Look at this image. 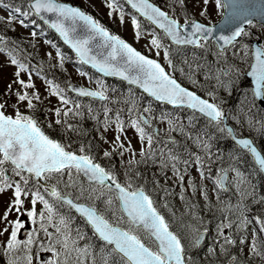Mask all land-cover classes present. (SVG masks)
I'll use <instances>...</instances> for the list:
<instances>
[{"label":"snow or ice","instance_id":"snow-or-ice-1","mask_svg":"<svg viewBox=\"0 0 264 264\" xmlns=\"http://www.w3.org/2000/svg\"><path fill=\"white\" fill-rule=\"evenodd\" d=\"M129 4L145 17L157 24L160 29H163L165 34L171 38L176 44H189L196 45L200 48H205L209 37L214 34L212 27H206L203 23H199L194 19H185L183 24L167 12L161 10L160 7L150 3L149 0H127ZM173 3L184 5L185 0H172ZM209 0H203V4L208 5ZM255 0H215L216 7L228 9L225 22L228 21H239L241 26L235 27V29L229 34L224 35L221 33L216 36L215 39L219 44L220 51L217 56L221 59L224 58L227 52V45H233L238 37L245 35L243 24H251L252 20L249 19V15L259 11L261 15H264V0H259L260 7L258 9L253 8ZM3 4V0H0V5ZM8 7V5H3ZM29 7L31 11H22L20 7L14 8L13 12L9 13L8 22L11 23L17 19V15L28 16L34 12L36 15L41 16L43 14H53L55 19L50 20V27L55 29L64 41L69 44L80 56L81 60L85 63H92L102 72H110L114 75H120L125 79H129L134 84H139L145 91L151 93L158 100H166L171 104L187 105L192 109H198L200 113L206 114L211 120L216 121L219 125L222 123V118L225 113L216 103H210L206 99H202L195 92L182 87L180 83L176 81L165 69L154 59H150L145 55L141 54L131 45L126 43L118 35H113L109 30L104 27L99 21L95 20L91 15L86 14L78 7H73L68 4L59 3L58 0H30ZM112 7L111 4L108 5ZM207 12L205 7L200 12L203 16ZM112 13L110 12L109 15ZM0 17V20H3ZM123 21V16H121ZM22 26H27L23 19L19 20ZM132 23L134 26L139 28V25L135 18ZM190 26V31H185L182 34L181 29ZM83 28L86 30V34L83 36L78 35L77 29ZM32 36L36 33L32 32ZM137 39H139L140 33L137 32ZM100 38L99 47L104 48L106 55H103L102 59H98L96 56L91 55L92 42L96 38ZM222 41V43H220ZM4 37L0 35V44H3ZM151 44L157 49L162 47L160 40L153 36ZM3 47H0V51H3ZM11 55V53H9ZM51 54L49 53V56ZM59 56L60 53L57 52ZM159 55V52H157ZM164 56H169V51L165 49ZM63 58H61V64ZM169 65H172V61L169 59ZM187 63V61H185ZM12 65H17L18 61L15 58L11 59ZM26 65L19 63L18 71L15 73L17 78L20 77L21 71L25 69ZM199 69V65L196 66ZM191 69V65H189ZM183 72V69H180ZM222 71L224 75L228 72L234 71L232 67ZM236 74H239V70H235ZM248 76L254 78V94L257 97L264 96V49L258 47L255 50V61L251 64V71L247 73ZM191 79V77H190ZM219 80V76H217ZM197 81L192 79V83L195 84ZM14 83H19L23 89H31L34 87L31 82V75H29V81L26 83L22 79H17ZM52 84V81H48ZM54 95H60V99L64 104L69 101L57 90L54 86ZM83 96L100 97L101 99H107L103 91H89L85 88L74 89ZM7 92H12V84L7 86ZM15 95L20 102H27V107L33 109V99L39 100L40 96L35 92L29 94L27 91L21 92L16 91ZM209 95H212L209 93ZM6 107L5 102H0V193L5 189H11L15 186L14 199L9 204L8 209L5 211L3 219L7 220L10 211L15 210L17 213L22 212V205L24 200L21 198L22 194L28 196L27 186L29 184V178H25L22 173L27 171L28 173L34 174L35 177H43L45 180L55 178L56 184L52 185L51 189H45L50 191L53 197L58 200L66 202L69 206L75 208L78 212L86 218V220L93 226L95 232L99 237L106 242L107 245H113L111 254L119 256V260L104 258L103 264H185L184 253L186 251L185 246L181 243V238L170 230V224L166 221L165 217L161 215L155 206L154 200L150 195L146 194L143 187L132 188L131 182L127 185H121L115 183L116 195L115 198L109 197L105 202L107 205L106 211L111 212L112 219L106 218L105 214L100 213L94 206H85L83 204L73 203L72 199H68L69 194H62L57 191V185L62 183V177L64 171L67 170L69 180L72 178V170L75 169L76 174L83 173L88 177L89 181H95L99 185L108 188L112 191V185L105 184V181L111 179L113 182L116 181V176L111 171H106L99 163H94L93 158L89 155H78L75 152L66 150V145L61 142L51 139L48 135L42 131L38 125V121L33 116L23 115L19 111H16L15 117L6 115L3 109ZM15 107V105H13ZM77 108L80 105H76ZM131 111V109H130ZM144 112H150V108H144ZM56 115L60 116L61 110L57 108L55 110ZM72 112V109H68L63 113L65 117ZM108 109H105L107 116ZM76 112L75 115H79ZM162 119H166L162 117ZM62 121L57 120L56 123L60 124ZM66 124L67 129L75 131L73 125ZM170 129L172 121H168ZM105 130L108 129L109 122L105 119ZM150 124V118L144 116H138L136 119L130 121L131 127L138 134L139 139L147 141V151L141 150V157H152L155 154L152 151V144L154 140L153 134L146 131V127ZM51 127V125H49ZM124 123L117 119L116 122V135H115V147L127 150L124 143L120 140V134L124 133ZM183 131V129H179ZM219 131L223 132V128H219ZM228 133H232V129H228ZM197 142L203 144L205 150L208 149L209 145L197 137ZM237 143L247 151L254 155L260 170L264 171V155L253 146V142L250 139H239ZM130 146V142H129ZM80 152H84V148L80 149ZM113 153L110 151H104L105 157H110ZM123 155V152H120ZM164 155L163 153L161 154ZM179 157L173 152L169 151L166 158L161 160V167L167 168L171 164L173 174L178 177L179 181L184 180V176L180 173L177 168V162ZM10 161L12 167V173L15 176L20 177L19 181H12L10 177L5 174L4 164ZM195 162L201 164L203 162L202 157L195 156ZM132 163V161H129ZM187 164L188 161L183 162ZM236 173V180L241 181L242 173L238 169H223V175L217 176L214 180L215 185L219 189L225 188V181L228 179V171ZM53 174H56L54 177ZM203 176V173H200ZM158 184V181L156 182ZM189 184L195 191V184L190 180ZM72 184H65V187H71ZM95 191V189H93ZM81 194L83 190L81 189ZM103 193H101L102 195ZM91 198V197H89ZM99 197H97L98 199ZM205 200L208 199L207 192L204 193ZM79 199V197H77ZM181 199L183 195L181 194ZM264 200V197L261 198ZM37 200L41 201L44 205L48 215L46 217L48 222L53 220V208L49 204L48 200L36 191L32 193L31 204L32 208L27 211V215L30 218H35L37 212L35 205ZM118 201L120 204V210L126 213L127 219L123 215H117V210L113 208L114 203ZM167 207L165 203L163 205ZM39 217L41 221L45 220V213L40 212ZM259 219V218H258ZM247 218L241 220V224L237 225L240 227L243 225L246 227ZM13 223V227L10 233V237L4 247L5 255L9 256L8 264H32L30 245L33 244L32 236H29L27 241H20L17 233L20 228L23 227V223L17 219ZM59 224L63 227L56 226V239L53 244L50 245L49 250L53 251L57 257L63 255V264H70L69 257L72 251L80 252V249L75 247V240L72 238L71 229L69 227V221L63 217H59ZM261 230L264 231V220H260ZM233 222L223 223L218 225V235L223 236V229L232 227ZM40 229H43L44 233L48 237H52L53 233L48 232L44 223L39 225ZM189 230L191 236V247H197L200 240L199 229L194 228L192 225H184ZM5 228L3 231H7ZM204 231H207L205 228ZM0 234H3L0 232ZM154 238V239H153ZM150 242V243H149ZM236 241L230 237L225 238L226 244H234ZM242 242V241H241ZM70 243L72 247L70 248ZM56 245L60 246L58 250ZM155 245V248L153 247ZM223 252H227V249L221 245ZM86 252V249L84 250ZM214 249H209V252H213ZM251 251L255 255H262L261 251L257 250L255 242L252 245ZM232 261L239 264L236 257H232ZM48 264H61L58 260L49 261ZM71 264H82L79 257L76 261H72ZM188 264H192L191 258L188 260Z\"/></svg>","mask_w":264,"mask_h":264},{"label":"trees","instance_id":"trees-1","mask_svg":"<svg viewBox=\"0 0 264 264\" xmlns=\"http://www.w3.org/2000/svg\"><path fill=\"white\" fill-rule=\"evenodd\" d=\"M4 1L9 2L15 7L24 8L28 7L30 0ZM155 1L162 3L161 0ZM9 42L10 45L18 51L16 54L19 57H22L24 53L26 54L24 42L20 40L18 36L11 35ZM57 43L65 52H67L69 57H72V54L65 46L60 45L59 41H57ZM201 52V50L197 49L186 52L188 54V62L186 63L187 69H189L187 72L188 76L184 75V72L180 74L179 71L175 72V76L183 83L195 88L202 94L210 91L215 92L216 87L214 86V83H211L210 74L207 73L205 75L203 69H197L196 67L197 65L200 66L201 63L199 62L208 56ZM210 57L213 58V56L209 55L204 65L208 62L214 66ZM192 64L193 66H191L190 69L189 65ZM242 72L243 70L239 71L238 75L235 73L234 80L226 77H224L223 80L231 84L228 86L230 92L228 102L230 100L232 106L240 89H242V93L247 95L248 103L251 108V119L249 122L241 125L235 123V121L231 119L230 111L223 98L221 99L220 96L216 95L214 96V100L227 112L236 132L242 135H250L254 138L260 148L264 150V109L261 108L255 99L251 90L250 82ZM221 73L223 74V72ZM63 78L66 80L69 79L64 75ZM192 79L197 82L193 84ZM59 80L65 85L63 79ZM104 83L112 97V101L109 105L102 106L101 101L82 99L83 103L80 108H76V110L72 111L67 117H62L61 121L63 122L60 124L54 125L46 130L53 138L58 139L62 144L66 145V148L80 151L83 147L84 153L91 154L95 157L99 155L98 151L101 143L99 142L97 122L102 120L105 109H108L107 114L109 116L117 115L121 117L126 116L128 113H131L134 117H138L140 111L146 105H154L164 108L167 112L179 113V119L176 120L175 132L173 133L176 137L174 141L166 140L161 136L153 134L154 140L151 147L155 154L154 156L140 157L132 163H126L122 160L120 161L118 158L117 160L113 159L110 161L109 158L102 157L98 160L108 171L115 174L118 181L126 185L131 182L133 189L144 187L152 194L155 203L166 216L170 226L182 238L187 251L188 260L191 258L192 261L194 251L190 250L187 245V241L191 239V236L189 230L184 227V225H192L196 229L206 228L211 233L214 228H217L222 220H224L225 223L233 222L232 229L237 231L238 221L241 222L245 217L257 220V217L264 212V210H262L264 207V200L261 199L264 197V176L254 164L247 150L240 148L229 138L222 123L218 125L217 122H211L185 108L168 109L166 106L155 103L137 89L127 86L122 82L104 80ZM128 91L133 92V96L127 99L122 98V95L124 96ZM76 112H79L80 114L75 115ZM96 117H98L97 120ZM65 121L67 124L73 125L76 130L73 131L67 129L66 124L64 123ZM181 128L183 131L179 130ZM219 128H223L224 131H219ZM197 137L209 145L207 150H205L203 144L197 142ZM169 151L173 152L180 158L179 162H177V168L184 176V180L189 177L191 178V174L195 172V175L192 176L191 179H188V182L191 180L195 184V191H193L192 187L188 189L183 183L184 180L182 182L179 181L178 177L173 174L171 164H169L167 168L161 167V160L166 158ZM162 153L164 154L163 156L161 155ZM195 156L202 157L203 162L197 164L195 162ZM185 160L188 161L187 164L183 163ZM227 168H235L246 174L247 180L245 181L246 185L244 186V189L246 193H248L247 198H237L239 196L236 193H234L235 195L230 194L228 197L225 195L226 193L221 191L220 194L212 197L208 190H204L202 193L200 192V195L198 194V196H195V193L199 192L201 185L196 184V178L199 180L198 176H200L201 172L204 176L202 178L213 179L217 176V173H220L221 170ZM62 180L63 182L59 187L60 191L67 193L76 191L75 194L72 193L74 196L78 194V197L87 200L86 198L89 195H86L84 198L85 194H81V192L78 193L79 190L74 186L65 187V184H72V182H65L64 179ZM157 181L158 184L156 183ZM34 183L36 184V187L41 188L35 181L31 180L32 186H34ZM84 190L86 189L84 188ZM87 190L89 193V190L92 189L87 188ZM205 191L208 196L207 200L204 198ZM191 193H194V195ZM181 194L183 195V199H181ZM172 195H176L174 198L175 200L171 199L170 196ZM160 197H163L164 199L161 200ZM174 201H181L184 205H177ZM165 202L168 206H171L172 211L163 206ZM183 208L188 209V212L192 215L190 217H194V221L188 220L189 218L185 217V215H182L181 217L179 211L184 213ZM243 211L246 215L243 214ZM63 213L69 221L72 238L75 241H81L82 245L89 246L87 242H85V238L92 245H95L96 248L99 246L106 248V246L96 238L95 242L92 234L89 236L82 234V232L84 233L87 229L90 230V228L86 223H84V226L81 225L80 227L78 223L79 218L72 210L65 206ZM81 235L84 238H82ZM203 247L204 246L201 248L195 247L194 249L201 256L210 254V252L206 250L207 248ZM214 251L215 253H219L220 249L214 248ZM99 252L100 251H98V253L97 251H94L93 253L98 256ZM262 253H264V246L262 247ZM113 258L118 259L117 256H114ZM229 260L230 257L225 259V262H222V258H219L216 259V262L218 261L219 264H229ZM197 261L199 263L196 262V264H202L203 257L200 258V260L197 259ZM255 264H264V254L261 255V259L259 258Z\"/></svg>","mask_w":264,"mask_h":264},{"label":"rangeland","instance_id":"rangeland-1","mask_svg":"<svg viewBox=\"0 0 264 264\" xmlns=\"http://www.w3.org/2000/svg\"><path fill=\"white\" fill-rule=\"evenodd\" d=\"M70 1L77 2V4L81 5L82 7L91 8L93 11L97 12L99 16L105 22H107L112 28H115V32H117V34L124 36L126 40L130 41L138 48L144 49L150 55L155 56V57L160 56L161 58L159 59L162 61V63L165 65V67L168 70L171 68L174 69V64L175 66L177 65L174 59L176 58L177 55L180 54V52L179 51L170 52V48L168 47L167 49V45L166 46L164 45L163 39H161L159 36L157 37L153 33L144 31L143 29L144 27H142V29H140L142 33L139 32L140 36H139V39H137V35H136L137 33L135 30H138V29H135V26L132 23V20L134 18L133 15L127 10H125L123 6L119 4V2H117L116 0H70ZM165 1L168 4V6L171 7L173 10L180 12L183 15H187L193 18H198L207 23L218 20V18L221 16L222 11H223V8L218 9L216 7L215 0H209L208 5L206 6L203 4V0H185L184 5L183 6L181 5V7L179 6L178 8L174 6V4H172L169 0H165ZM109 4L112 5L111 8L108 7ZM205 7L207 8V12L205 15L201 16L200 12ZM110 12L112 13L111 15H109ZM121 16H123V21H121ZM0 17H3L4 19H6L5 22H8L9 10L7 11L5 10L4 7H0ZM185 19H187V17L184 18L183 16L180 18V21L183 22ZM3 20H0V23H2ZM19 20H20V17L17 16V19L11 22L13 30L17 31L18 36H19V33L25 34V35L29 34L30 30L28 27H32V26H28V27L22 26L19 23ZM0 28L2 29V27ZM255 29H256V34L258 36H261V37L264 36L263 30L258 29V28H255ZM153 36H155L157 39L160 40V43L162 44L161 48L157 49L151 44V40ZM31 38L35 40L30 41L28 44V47L31 49L32 59L36 63L44 64V63L50 62L54 65H60L61 58H63L62 64L67 66L69 72L63 71V70H61V72H64L68 74L69 76H71L72 78L71 82H75L77 84H82V85L84 84L91 85V82H89L85 74L79 70L75 62L70 61L68 57H66L65 55L63 56L57 55V52L59 53L61 52L58 49L56 50V48L53 46L51 41H49L44 36L39 34V32L36 38L34 36H31ZM19 39H20V36H19ZM165 49L169 51V56L167 58H165L164 56ZM248 51H249V48L246 46L245 43H239L234 48H231L230 50H228L225 53L223 59L216 56V58L219 60L227 59L226 61H224L226 64L225 68L232 67L234 69V71L228 72V74L225 76L226 78H230L234 80V74L236 73L235 70L240 71V70L248 68V60H249V58H247ZM157 52H159V55H157ZM49 53L51 54L50 56H49ZM169 58H171L174 64L172 62V65H169L168 63ZM185 58L186 57H182V56L180 57V59H185ZM177 59H179V57H177ZM242 61L245 63L247 62V64L243 65ZM218 65H216L218 71L212 69V67H210V64L208 62H206V65H204L201 69L204 70L205 75L209 73L210 77L213 78V77H217L218 74L220 73L219 70L221 69V67L220 65L219 66ZM176 69H179V67H177ZM17 71H18V67L16 65H12L10 58L7 57V55L4 54L2 51H0V102L6 103V107L4 108V111L8 115L15 117L16 111H19V108L22 109L21 114L23 115H30L29 111L33 112L37 110L36 117L35 116L33 117H35L39 123H44L48 125L47 123L52 124L53 122L57 121L55 110L59 108L61 112H64L67 108L66 104H64L61 101L60 96L56 97L53 94L52 90L50 89V86L48 85V83L41 77L37 76L36 74L34 73L31 74L27 71H21L20 77L17 78L15 76V73ZM184 73L185 75L188 76L186 65H184ZM29 75H31V82L34 85L33 88L23 89L19 83H14V81H16L17 79H22L27 83L29 81ZM9 84H12L11 93L7 92V86ZM229 85L231 84L224 81L222 76H219V80L217 79L214 82V86L216 87V91L214 93L220 96L221 99L223 98L224 102L226 103V106L228 107L230 111L231 119L234 120L235 123H238L239 125L243 123L246 124L251 119L250 117L251 108H250V104L248 103V97L244 93L239 92L236 95L233 106H232V103H230V100L228 102L229 94L227 93L229 92V89H228ZM224 86L226 89L224 88ZM18 90L21 92L27 91L29 94L35 92L36 94L40 96L39 100L33 99V104L35 105L33 109H29L27 107L26 101L24 102L18 101L15 95V92ZM13 105H15V107H13ZM166 124H167V121L165 119H161L158 125L161 130H164L167 126ZM115 127L116 125H112V126H109L107 130L103 128L102 131L100 132V138L103 144L102 153H104V151H114L125 162L135 160L137 157L140 156L141 150L146 147L147 141L145 140L142 142L139 139L138 134L135 132L133 128H124V133L120 134V140L121 142L124 143V146L127 150L116 148L114 144L115 135L117 134L115 131ZM129 142H130V146H129ZM120 152H123V155H120ZM2 158H3L2 155H0V159ZM110 159H113L112 155L110 156ZM228 172L230 176L228 180V184H230L233 192L239 194L241 197L244 196L243 198H246L248 195L245 196L246 191L244 189V186L242 185L244 181V178H243L244 175H242L241 181H237L236 173L231 170ZM11 175H13V173L10 170V173L7 176L11 178ZM15 177H18V176H15ZM77 182L78 181L75 180V182L72 183V186L78 189L79 186ZM14 191H15V186L13 185L11 189H5L2 193H0V232L3 233V234H0V251L2 252L3 258H5L6 264H8L9 256L5 255L4 247L6 245L7 240L10 237V233L13 227L12 222H15L17 219H19L20 216L23 214V212L25 211L27 212L28 210L32 208L30 195L28 196L23 195V197H21L24 200V203L21 206L22 212L17 213L15 210L10 211L7 217V220L3 219L5 211L8 209L9 204L14 199ZM210 192L211 193L213 192V186H211ZM191 194L194 195V193H191ZM198 194H199L198 192L195 193V196H198ZM211 196L215 197L216 195H211ZM109 197L111 196L101 195V197L99 198V202L104 211H106V208H107V205L105 202L108 200ZM113 208L114 209L117 208L116 202L114 203ZM183 209H184L185 216L189 218L188 220L194 221L195 220L194 217H190L188 215V209L187 208H183ZM106 212L109 215H111V212L109 211H106ZM243 214L246 215L244 211H243ZM47 215L48 213L46 211L44 224L49 232V228L51 227H54L56 229V227L54 226V222L56 219L54 218V215H53L52 222H48L46 219ZM117 215L118 216L120 215L118 213V210H117ZM260 220H264V212H262V214L257 217V221L256 220H254V222L249 221L246 227L242 225L234 233L224 231L223 236L218 235L217 228H214L211 234L215 235L214 240H218L220 242V245L217 247L220 249L219 253H215V251H213V252H210V254L201 256L200 254L197 253V251H195L196 254L193 257L194 260L197 261V259L200 260V258L203 257L202 264H219L218 261L216 262V259L222 258V262H225V259H228V257H230V259L232 257H236L237 260L239 261V264L257 263L258 259L259 258L261 259V255L260 256L255 255L251 251L252 247L249 244V239L250 237H252L253 239L255 238V240L258 243V248L262 250V247L264 246V231L261 230ZM56 225L63 227L62 225L59 224V220L56 221ZM253 227H256L255 236L253 235L254 232L252 231ZM5 228L8 229L6 232L3 231ZM19 230H18V233H19ZM18 233H17V236L20 241H27L29 239V236L31 235L29 233L26 237L21 238L19 237ZM57 235L59 234L56 233L50 238L44 233L43 229H41L39 233L37 234L35 233L31 235L34 241L33 244L29 246L31 250L32 264H48V262L52 260H58L61 262V264H63L64 256L61 255L57 257L53 251L49 250L50 245L53 244ZM232 235L233 236L235 235L236 244L235 245L226 244L225 238L230 237L232 239ZM191 242H192L191 239H189L188 245H189L190 250H192V247L190 246ZM221 245H223L224 248L227 249V252L222 251ZM71 247L72 245L70 243V248ZM75 247L80 249V252H76V251L71 252L70 257L68 258L70 264L72 261H76L78 257H79V260L82 261V264H95L93 263L94 258L92 256V253L89 251L88 248L83 247V245L77 241H75ZM56 248L59 250L60 246L56 245ZM210 248L213 249L210 245H208L206 250L209 251ZM85 249H86V252L84 251ZM45 251L53 253V256L48 260L47 259L44 260L41 257V254ZM198 256H201V257H198ZM105 257L111 258L112 256L110 252L107 253L103 250H100L98 256L97 255L95 256V258H98L102 263ZM232 262H233L232 264H236L235 261H232ZM21 264H23V262H21Z\"/></svg>","mask_w":264,"mask_h":264},{"label":"water","instance_id":"water-1","mask_svg":"<svg viewBox=\"0 0 264 264\" xmlns=\"http://www.w3.org/2000/svg\"><path fill=\"white\" fill-rule=\"evenodd\" d=\"M150 2V1H149ZM151 3V2H150ZM260 7V5H259V0H255V3L253 4V8L254 9H258ZM227 13H228V9H226L225 8V11H224V15H223V17L221 18V20L220 21H218L216 24H213V25H205L206 27H212L213 29H214V34H213V36H212V38H214L215 39V37L216 36H219L221 33H223L224 35H229L234 29H235V27H238V26H241V24H240V22L239 21H228V22H225V18H226V16H227ZM43 17L50 23V20H53V19H55V16L53 15V14H43ZM249 19H251L252 21H257V22H262V23H264V15H261L260 13H259V11H255V13L254 14H252V15H249V17H248ZM198 22V21H197ZM248 24H243L242 26H243V28H245L246 26H247ZM185 29H187L188 31H190L191 29H190V26H186V28H184V31H186ZM77 32H78V35H80V36H83V35H85L86 34V30L85 29H83V28H79L78 27V29H77ZM181 32H182V30H181ZM183 34V33H182ZM209 38H211V37H209ZM238 39V38H237ZM216 40V39H215ZM100 38L99 37H97L96 38V40L95 41H93L92 42V45H91V47H92V52H91V55H93V56H96L98 59H102L103 58V55H106L107 53H106V51H105V49L104 48H101V47H99V44H100ZM127 43V42H126ZM220 43H222V41L220 42ZM129 44V43H128ZM260 41H256L255 43H254V52H253V62L252 63H254V61H255V50L258 48V47H260ZM130 45V44H129ZM261 48V47H260ZM147 57V56H146ZM149 58V57H148ZM151 59V58H150ZM90 64H92V63H90ZM93 65V64H92ZM94 66V65H93ZM96 69H98L96 66H94ZM99 70V69H98ZM249 71H251V68L246 72V75H247V73L249 72ZM102 72V71H101ZM102 73H104L105 75L107 74V75H114V74H111L110 72H102ZM115 76H117V77H120V78H123V79H125L124 77H122V76H120V75H115ZM247 77L250 79V81H251V83H252V88H253V90L255 89V84H254V78L253 77H251V76H248L247 75ZM125 80H127V81H129V82H131L129 79H125ZM177 81V80H176ZM178 82V81H177ZM132 83V82H131ZM179 83V82H178ZM137 86H139L140 88H142L139 84H136ZM182 87H184L183 85H181ZM186 88V87H185ZM144 91H145V89L144 88H142ZM188 89V88H187ZM188 90H190V89H188ZM190 91H192V90H190ZM145 92H147V91H145ZM194 92V91H193ZM147 93H149V92H147ZM149 94H151V93H149ZM197 94V93H196ZM198 95V94H197ZM199 96V95H198ZM201 97V96H200ZM257 97V96H256ZM202 98V97H201ZM258 98V100H259V102L264 106V96H261V97H257ZM203 99V98H202ZM209 101V100H208ZM168 102V101H167ZM210 103H212L211 101H209ZM176 105H179V104H176ZM187 106V105H186ZM194 110H197V111H199L198 109H194ZM204 114V113H203ZM206 115V114H205ZM224 118V121L226 122V117H223ZM227 128L229 129V128H231L232 129V133L230 134L231 135V137L233 138V140L235 141V142H237L239 139H250L249 137H239V136H237L236 134H235V132H234V129H233V127L230 125V124H228L227 123ZM251 141H252V139H250ZM253 142V141H252ZM253 146H255L256 148H257V150L258 151H260L259 149H258V147L253 143ZM243 147V146H242ZM261 152V151H260ZM261 154H262V152H261ZM253 157H254V155L253 154H251ZM263 155V154H262ZM254 159H255V157H254ZM255 161H256V159H255ZM256 163H257V161H256ZM258 164V163H257ZM259 166V165H258ZM260 168V167H259ZM264 172V171H263ZM38 179H40L41 180V178H38ZM42 181V180H41ZM105 183H107V184H110V185H112V187L113 188H115V182H113L111 179H109V180H107V181H105ZM69 199V198H68ZM74 204H76L75 202H73ZM84 205V204H83ZM86 206V205H85ZM171 230V229H170ZM172 231V230H171ZM204 235H205V233H201L200 234V240H199V242H201L202 241V239H203V237H204Z\"/></svg>","mask_w":264,"mask_h":264}]
</instances>
